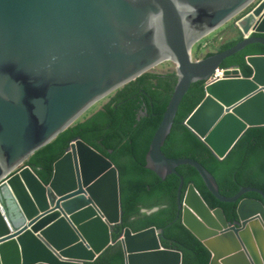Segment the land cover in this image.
Returning <instances> with one entry per match:
<instances>
[{
	"label": "water",
	"instance_id": "obj_1",
	"mask_svg": "<svg viewBox=\"0 0 264 264\" xmlns=\"http://www.w3.org/2000/svg\"><path fill=\"white\" fill-rule=\"evenodd\" d=\"M255 1L0 0V264H88L113 246V235H118L125 264H181V252L162 247L163 229H119L123 212L118 170L81 139L54 163L48 185L25 165L96 105L166 61L175 64L176 83L150 142L146 169L164 180L178 175L176 167L189 165L221 203H236L254 191L264 200L263 191L252 186L222 196L200 163L168 159L161 152L180 102L198 81L206 82L204 98L182 124L218 160L227 157L247 129L264 127V55L246 57L249 78L230 67L223 78L208 82L226 58L251 44L264 46L259 36L264 35V0ZM248 8L233 25L241 41L192 59L198 42ZM179 180L175 220L180 216L182 225L210 251L209 264H264L262 227L240 212L251 203L264 214V204L242 199L238 219L227 222L221 209L208 208L192 184L182 196L183 178ZM192 211L208 216L204 218L211 228L213 213L221 234L207 227L204 231ZM242 219L259 242L253 240V247L261 248L251 254L253 261L236 245L232 250L216 244L229 237L235 241L232 234L243 235ZM202 230L212 236L204 239ZM242 235L239 241L247 244ZM227 250L232 251L224 255Z\"/></svg>",
	"mask_w": 264,
	"mask_h": 264
},
{
	"label": "trees",
	"instance_id": "obj_2",
	"mask_svg": "<svg viewBox=\"0 0 264 264\" xmlns=\"http://www.w3.org/2000/svg\"><path fill=\"white\" fill-rule=\"evenodd\" d=\"M263 36L264 35H259ZM242 35L221 44V52L241 41ZM199 47V46H198ZM250 55H264V46L251 44L226 58L221 68H238L243 77L249 78L252 69L246 63ZM196 56V54H195ZM176 76L147 72L116 91L109 103L85 121L61 134L54 142L37 152L25 165L31 167L41 181L48 185L58 162L76 139H81L99 154L113 162L118 170L120 183L122 225L132 232L149 227L163 229L160 243L165 249L182 253L181 264H209L211 253L177 216L176 192L179 176L183 178L182 196L192 184L209 209L222 210L227 222L237 220V206L242 199L258 200L262 195L249 192L236 203H221L206 188L198 172L189 165L176 167L178 175L170 174L161 180L146 169L145 157L152 137L157 130L172 95ZM205 81L193 83L177 109L171 132L161 149L162 154L173 160L190 159L200 163L215 179L219 193L225 197L235 195L241 187H257L264 193V127L249 128L223 160H218L210 149L182 122L203 100ZM145 114V116H143ZM139 118V120H138ZM158 210L142 213V209ZM113 235L114 244L94 262L88 264H125L123 249Z\"/></svg>",
	"mask_w": 264,
	"mask_h": 264
},
{
	"label": "bare ground",
	"instance_id": "obj_3",
	"mask_svg": "<svg viewBox=\"0 0 264 264\" xmlns=\"http://www.w3.org/2000/svg\"><path fill=\"white\" fill-rule=\"evenodd\" d=\"M184 206L186 207V209L188 208L187 205H184ZM240 212L245 217L247 215L253 216L255 218V222H256L255 225L262 227V231L264 233V214L261 213V210L257 205L251 204V203H245L244 205L241 206ZM192 213L195 215V217H197V219L200 221V223L204 225V228H203V229H205L204 231H206L205 227H207V231L217 232L216 236L221 234L220 232H222L223 228L221 227L220 222L217 220V217H215V215L213 213L211 214V216H209V218L211 217L209 222H211V225L213 226V228L206 225V224H208V220H206L204 217H208V216L204 215V217H201L199 214H197L194 211H192ZM245 221H247V220L246 219L241 220V222L243 223V227L239 231V233H243V235L242 234H240V235H242L243 237H247V239L249 240V242H247V244L239 242V239L241 236L239 235V238H238V236L235 234H232L235 238V241H233L229 237L228 241H223L224 243L223 242H217L216 244L217 245H226V247L228 249H232V250L234 248V245H236V247L238 249L240 247H242L243 251H246V253L244 254V258L248 261H253V257H251V254H254L255 248L258 251H261V248L258 246L259 242L255 241V243H258V245L254 246V247H253L254 243L250 242L253 233L251 232V229H250L251 225H248V222L246 223ZM220 228H222V229H220ZM204 231L202 230L203 234L205 235L204 239H208V237L212 236L209 233H205ZM253 237H254V235H253ZM259 238L261 240L262 246H264V234H260ZM236 242L238 244H236ZM211 245H212V241H211ZM232 250H227L226 252H224V255L227 253H231ZM217 252H219V251H217ZM219 264H223L222 261H220Z\"/></svg>",
	"mask_w": 264,
	"mask_h": 264
},
{
	"label": "rangeland",
	"instance_id": "obj_4",
	"mask_svg": "<svg viewBox=\"0 0 264 264\" xmlns=\"http://www.w3.org/2000/svg\"><path fill=\"white\" fill-rule=\"evenodd\" d=\"M257 1H259V0H256L255 2H257ZM254 3L251 4V6H253ZM246 11H247V9L244 12L238 14L235 18H233L231 21L226 23L224 26H222L218 30L214 31L212 34L208 35L207 37H204L197 45H195L192 48V59L197 60V59L203 58L206 53L215 52L218 49V47L221 44H223L224 42L231 40L233 38H236L238 36V34L242 35L240 33V31L238 30V28H235L233 25L238 20V18H240ZM195 54H196V56H195ZM174 69H175L174 62L166 61V62H163L162 64L154 67L153 69H151L150 72L151 73H158V74H165L168 72H174ZM113 96H114V94L112 96L108 97L107 99H105L104 101H102L101 103H99L98 105H96L85 116H83V118L80 121H85V120L89 119L92 115H94L95 113L100 111L101 108L105 104H107ZM253 240L255 241V239L252 235V242H253ZM242 243H244V242H242ZM238 251H243V248L240 247L238 249ZM251 264H253V263H251Z\"/></svg>",
	"mask_w": 264,
	"mask_h": 264
},
{
	"label": "built area",
	"instance_id": "obj_5",
	"mask_svg": "<svg viewBox=\"0 0 264 264\" xmlns=\"http://www.w3.org/2000/svg\"><path fill=\"white\" fill-rule=\"evenodd\" d=\"M199 43V42H198ZM197 43V44H198ZM196 44V45H197ZM232 70L233 68H221V67H218L214 70L213 74L211 75V77L209 78L208 82H215L221 78H223V73L224 71L226 70ZM239 74L241 75L240 71H239Z\"/></svg>",
	"mask_w": 264,
	"mask_h": 264
},
{
	"label": "flooded vegetation",
	"instance_id": "obj_6",
	"mask_svg": "<svg viewBox=\"0 0 264 264\" xmlns=\"http://www.w3.org/2000/svg\"><path fill=\"white\" fill-rule=\"evenodd\" d=\"M247 12H248V11H247ZM247 12H246V13H247ZM246 13H245V14H246ZM245 14H244V15H245ZM108 103H109V102H108ZM108 103H107V104H108ZM105 105H106V104H105ZM105 105H104V106H105ZM104 106H103V107H104ZM103 107L101 108V110H100V111H102V110H103ZM98 112H99V111H98Z\"/></svg>",
	"mask_w": 264,
	"mask_h": 264
},
{
	"label": "clouds",
	"instance_id": "obj_7",
	"mask_svg": "<svg viewBox=\"0 0 264 264\" xmlns=\"http://www.w3.org/2000/svg\"><path fill=\"white\" fill-rule=\"evenodd\" d=\"M249 10H250V9L248 8L247 11H249ZM247 11H246V12H247ZM246 12H245V13H246ZM245 13H244V14H245ZM244 14H243V15H244Z\"/></svg>",
	"mask_w": 264,
	"mask_h": 264
}]
</instances>
